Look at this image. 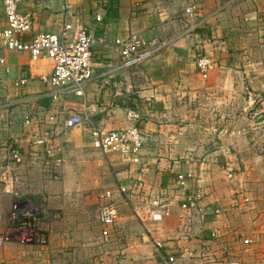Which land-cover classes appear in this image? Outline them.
<instances>
[{"label": "crops", "instance_id": "1", "mask_svg": "<svg viewBox=\"0 0 264 264\" xmlns=\"http://www.w3.org/2000/svg\"><path fill=\"white\" fill-rule=\"evenodd\" d=\"M190 2L198 3L199 18L205 23L194 32H188L184 13ZM22 9L32 13L31 35L59 34L66 20L73 28L87 29L95 40L94 77L86 85L90 117L107 130L125 129L133 125L127 112L139 109L148 115L143 126L149 140L142 149L141 165L118 153L104 155L92 146L87 127L65 125L66 117L82 114L84 106L74 95H63L58 100L51 98L53 87L43 82L42 77L51 74L52 60L32 59L24 51L5 52V62L0 64V227L11 215L7 203L20 195L33 193L38 201L48 198L50 208L45 212L66 214L73 202V191L104 185L106 164L100 162L97 166L87 159V155H92L89 150L93 149L107 160L110 169L121 172L122 181L116 178L102 192L93 193L101 205L102 194L110 190L118 205L117 235L110 242L117 251H122L121 258L115 257L116 262L136 264V259H142L147 264H160V251L152 242L162 241L177 256L178 264H225L228 259L240 264H264L262 227L248 232L241 229L243 225L237 230L234 226V215H237L233 214L234 208L239 203L234 193L241 183L238 184L236 174L229 169L225 173L219 163L198 156L200 150L196 151L193 143H189L187 119L192 123L193 117L183 111L189 104L184 95L199 92L204 85L195 62L199 52L217 64L209 71L207 84L219 85L222 76L242 73L243 69L233 66L237 40L248 44L257 35L249 28L263 27L264 0L234 3L227 0H52L47 3L30 0L23 3ZM6 27L4 0H0V29ZM130 32L158 37L164 45L146 62L122 67L112 44L116 37ZM21 80L25 83L21 84ZM12 147L22 153L21 163L11 159ZM8 166L14 179L11 192L3 189L1 181V174ZM141 168L143 173L138 176ZM187 172L194 175L187 179V185L198 189L201 196L195 207L183 208L185 189L178 178ZM138 177L142 186L134 190L132 202L161 196L171 203L169 216L159 222L141 224L136 220L131 201L119 194L117 188L121 183H133ZM217 205L222 207L218 214L214 212ZM58 214L54 212L46 220V244L24 242L13 236L4 240L1 235L0 264H86L87 250L77 239L76 230L59 225ZM124 218L130 220L126 221L130 223L125 230L126 238L124 230L117 228V223L120 225ZM240 218V223H246V217ZM135 223L144 236L153 240L151 244L136 245ZM1 231L12 234V230Z\"/></svg>", "mask_w": 264, "mask_h": 264}, {"label": "rangeland", "instance_id": "2", "mask_svg": "<svg viewBox=\"0 0 264 264\" xmlns=\"http://www.w3.org/2000/svg\"><path fill=\"white\" fill-rule=\"evenodd\" d=\"M249 29L257 35L248 44L237 40V57L233 61L236 69H243L242 75L239 71H233L237 73L222 76L220 84L214 86L207 84V78L200 75L204 85L199 92L184 95L189 104L183 111L193 117L192 123L191 119H187L189 143H193L196 151L200 150L198 156L219 163L221 170L225 168V173L229 169L236 174L238 184L242 185L234 193V198L239 199L233 213L237 214L234 215L236 230L241 225V229L248 232L261 230L262 227L264 234V25L262 28ZM242 50L245 53L243 55ZM89 153L92 155H87L88 161L95 162L96 165H101L100 162L106 164L103 176L105 184L73 191L70 210L66 214L63 211L54 212L59 213L56 216L59 225L68 230H76L77 239L87 250L86 264H119L116 258L122 257V251H117L116 246L110 243H104L98 234L97 213L100 199L96 194L111 186L116 178L120 179L121 172L110 169L107 160L95 154L97 151L90 149ZM26 194L17 199L14 197L12 202L7 203L11 208V215L0 230H12V234L1 231L0 238L1 235L4 240L13 236L24 242L46 244V220L49 221L54 212L44 210L48 209L50 201L48 198L38 201L35 194ZM240 217H246V223H240ZM126 221L130 220L124 218L120 225L117 223L118 230H124L125 238V230L130 224ZM121 224H124V228H120ZM133 226L136 227V245L151 244L153 240L141 233L139 224L135 223ZM239 235H242L241 232ZM135 263L147 264V260L136 259Z\"/></svg>", "mask_w": 264, "mask_h": 264}, {"label": "built area", "instance_id": "3", "mask_svg": "<svg viewBox=\"0 0 264 264\" xmlns=\"http://www.w3.org/2000/svg\"><path fill=\"white\" fill-rule=\"evenodd\" d=\"M30 0H4V14L7 27L0 29V64L5 62V52H28L32 59L47 57L53 62L51 74L42 77V81L53 87L49 95L53 100L60 99L63 95H74L83 102L82 114L67 116V127L82 126L88 128L92 146L103 153H118L128 161L141 165L142 149L149 140V135L144 129L147 116L139 109L127 112V118L133 122L131 127L125 129L107 130L98 125L87 111L86 85L94 77L93 44L94 38L86 28H73L66 20L61 33L37 32L31 35L33 16L29 11H24L22 5ZM47 3L52 0H35ZM239 0H227V3ZM200 6L197 2H190L184 8L188 23V32H194L204 27V20L199 18ZM101 20V16H97ZM113 48L121 58V65L125 68L137 66L154 57L164 42L158 37H146L139 32H130L127 35L116 37ZM196 67L203 78H207L209 71L216 67V61L206 54L199 52L195 58ZM25 80H21V84ZM68 110L64 113L67 114ZM10 157L15 163L23 161V155L17 148L10 149ZM61 161V159H57ZM143 169L137 174L141 176ZM229 176H232L229 173ZM194 178L190 172L179 175V184L185 189V202L183 208L195 207L199 202L200 192L187 185V179ZM1 181L5 191L13 189V176L8 167L1 174ZM141 178H136L131 184H119L118 192L129 202L132 214L141 223L159 222L171 214V203L161 196H149L140 202H132V194L140 188ZM187 190V191H186ZM102 203L98 212L99 235L104 243H110L116 238L115 228L118 218V205L113 200V192L107 190L102 194ZM216 214L222 212L221 206L214 209ZM155 247L160 251V264H178L177 256L167 250L162 241H155ZM190 254H192L190 252ZM96 264H106L104 262ZM225 264H240L235 259L226 260Z\"/></svg>", "mask_w": 264, "mask_h": 264}]
</instances>
